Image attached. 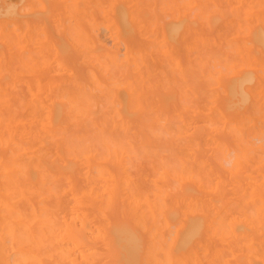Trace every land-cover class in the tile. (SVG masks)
I'll return each instance as SVG.
<instances>
[{
	"label": "bare ground",
	"instance_id": "obj_1",
	"mask_svg": "<svg viewBox=\"0 0 264 264\" xmlns=\"http://www.w3.org/2000/svg\"><path fill=\"white\" fill-rule=\"evenodd\" d=\"M137 1L79 0V29L74 43L75 49L79 51V67L76 63V69H72L77 71L76 77H73L75 80L66 86L62 85L65 87L61 86L58 92H55L56 86L52 84L44 85V88L39 83L27 86L32 99L26 104L13 91V96L17 95L24 103L16 104L19 102L17 97H11L15 107L19 105V108L16 107L19 109L16 115L12 111L13 107L9 106L11 110H7L0 106V149L13 151L10 155L0 153V178L6 179L0 189V264H264V173L254 178L250 175L252 179H249L247 155L249 149L255 148L257 141L261 142L259 149L264 151V129L257 127L256 122L262 123L261 117L244 118L246 112H237L238 106L248 101L249 89L245 93L242 91V85L248 80L244 77L229 85L223 97L213 92L214 96L211 94L207 97L208 92H204L207 108H204L203 114L199 110V113L191 112L183 106V112L172 114L183 103L180 92L184 87H180L181 81L185 85L195 82L193 75H190L194 68L195 73H203L199 78L207 88L213 83L208 82L209 59L189 44L188 35L193 31L189 23L184 28L180 20L167 25L161 22V32L156 34L159 36L149 34L151 24L144 23L149 21L143 18L146 17L143 14L145 9L139 10L143 2L138 1V8ZM155 4L154 7L161 3ZM39 11L38 14H41ZM35 12L24 16L34 15ZM153 13L155 19L161 17L158 11L153 10ZM38 17L41 20V16ZM197 17L202 19L201 14ZM30 19L33 21L34 18ZM46 19L50 21V18ZM99 24L108 30L113 51H109L110 48L107 50L105 46L106 49L104 47L95 52V43L100 40L94 36L93 31L95 26L99 28ZM45 26L46 33L49 27L47 24ZM192 34L196 33L190 36H194ZM61 41L68 44L69 40L63 37ZM75 49L74 52H78ZM192 52H196L194 57ZM259 53L263 52L257 51V55H251L257 58ZM153 54L163 57L161 59L166 64L168 77L173 74L168 72L169 68L178 74L179 85H175L179 81L173 77L172 81L162 85L163 93L161 88H157L158 93L154 91L156 86H152L151 90V78H156L152 76L154 67L151 64L155 63L158 68L163 66L158 62L159 67L156 60L152 61V57H157ZM49 55L53 57L54 54L52 52ZM49 55L48 60L51 57ZM57 57L61 60V56ZM64 58V63L68 61L67 65L70 66L73 60L70 63L71 59L69 61V58ZM222 60L226 61L221 57L219 62ZM219 62L213 64V74L219 75L218 80L222 74ZM158 70L160 72L161 69ZM40 71L35 70L33 74H40ZM45 72H41L43 76L37 74L39 81L46 80L45 74L49 76ZM4 76H1L0 82ZM63 76L64 73L61 79ZM232 79L235 81V78ZM195 84L199 86L197 81ZM176 87L182 90L178 91ZM191 87L199 93V89ZM6 89L9 95L10 89ZM212 89L217 91V87ZM186 92L182 93L190 99L194 98L189 95L191 92ZM8 98L10 102V95ZM170 98L181 100L180 103L176 100L178 108L176 106L171 109ZM185 101L184 107L187 104L193 107L190 106L191 102L189 104ZM167 107H170L172 113ZM23 110L21 114L19 111ZM191 114L203 115V119L194 121ZM191 119L203 125L196 127ZM220 128L228 131L234 145V162L228 170V167L223 166L224 161L221 162L229 151L226 144L215 139L216 136L211 137L212 134L222 132ZM167 135L172 136V140L177 143L174 144L175 148L171 143L174 141L166 140ZM201 151L212 153L215 165L226 173L225 180L224 175H220L223 171L220 176H214L210 170L208 176L214 178L207 181L204 173L209 169L199 171L202 169H199V165L202 164L197 157L201 161L206 159L205 156L201 159ZM147 160L154 167V176L150 168L147 169ZM145 164L147 168L143 166ZM138 166L144 168L140 169L144 173L138 175L146 172L153 178L136 175L139 171L135 174L133 169L137 167L135 170H139ZM259 166L264 167V164L260 162ZM213 167L216 166H211L215 171ZM146 183L150 184L149 187L148 184L145 186ZM21 184H25L24 187L27 185L25 193ZM240 239H244L243 242H238ZM9 253L14 255L15 263L11 261Z\"/></svg>",
	"mask_w": 264,
	"mask_h": 264
},
{
	"label": "rangeland",
	"instance_id": "obj_2",
	"mask_svg": "<svg viewBox=\"0 0 264 264\" xmlns=\"http://www.w3.org/2000/svg\"><path fill=\"white\" fill-rule=\"evenodd\" d=\"M138 1H140L141 3L143 2V3L140 4V3H138ZM138 1H137V6L139 8V4H140V7H141L139 10H141V9L144 10L145 9L144 13L142 12L143 10L141 11V13L146 15V17H143V18H145V19H147L149 21V22L146 23L143 20L144 23L145 24H151L149 28H152V29L154 28L153 29L154 32L152 31V29L148 30L149 34L152 33L153 37H155L156 34H160L158 32H161L159 27L162 25V23H164V25H167V23H172L173 21L175 22L176 20H180L179 23H183L184 24L183 25L184 28H186L188 26L187 25L188 23L193 26V31L191 33L194 32V33H196L198 35L192 34L194 36H190L191 35V33H190V35H188L189 36V41H190L189 44L191 45V47L193 49L200 50V52H202V54H204V55L206 54V56H208V59H209V63H208L209 67H208V69L210 70V72H208V76L210 78L208 80V82L212 81L213 83L211 82L212 84L211 83H207V84L208 85H210V84L212 85V86L211 85L209 86L211 89L214 88V87H217V91H214L213 89H212L213 90L212 91V90H210L209 87L207 88L206 84L205 85H204V83L202 84V82L200 81L201 78H199V77H201V75L203 73H201V71H199V72L197 71V73H195L196 72V68H194V70H193L194 72L191 71L193 73L190 72V75L192 74L193 77H194V78L192 77V79L193 80L195 79V82H193V84H195L196 81H197V85H199V86L196 87V84L195 85H193V84L185 85L181 81L182 84L180 85V87L181 86L184 87V88H182L183 90L180 87L179 88L176 87L175 89H178V91L182 90L183 93H187L186 92L187 90H188V92H191L193 87L189 88V86H194V88L196 87V89H199L201 92L199 91V93H197L196 92L197 90L196 91L192 90L193 93L191 92L189 94L192 97H194L193 99L188 98V96H186V94H183L182 92H180L181 93V99L183 98V103L188 98L189 102L188 101H185V102H187L189 104L191 102L190 106H193L194 108H198V109L194 110L193 107H188L189 106L188 104L184 107L185 104L183 105L181 100L178 99V98H177L178 102L180 101L182 105H178V102L176 101L177 99H174V98H172V99L170 98V102H171L172 106L170 104L169 105L172 107L171 109H173V108L175 109L177 105L180 107V109L179 110L177 109L178 111L177 110H175V111L173 110L174 113L171 112L172 110H169L170 107L169 108L167 107V109L172 114H176V113L179 114L180 111H182L181 107L183 106L182 108H188V110L189 111L191 110V112H194V111L198 112V110H199V112H201L203 114V113H205V109L207 108V100H205L206 95H204L205 93L207 94V92H208V94H207L208 96L207 97L211 96V94H212V96H214V95L220 96L221 95L223 97L225 95L226 89H227V87L229 85H231L232 83H235L237 81L239 82L240 81L239 79H242V78L245 77L248 80V82H245L242 85L243 86V90L242 91L243 92L244 91L247 92V89H249V91H250L249 92V96H248L249 98H248V101L246 103L241 104V106L240 105L238 106L239 108H237V109L239 111L237 110V112H238V114H241V113L243 114L244 112H246V114L244 115V118L245 117H249V118L253 119V117L254 118H258V117L260 118L261 117L262 119L261 118L260 119H261L262 123H260V122H256V123H257V127L261 126L260 128L264 129V103L262 105H260L262 102H264V94H263L264 93V91H263V89H264V83H263L264 82V76H263L264 75V58H263L264 57L263 56V53H264V37H263L264 36V0H154V1L153 0H147V1L146 0H144V1L143 0H138ZM150 1H151V3H153L152 4L153 6L150 5L151 3L149 4ZM155 1H157V3ZM158 2L161 3V4L159 5ZM76 3H77V6H76ZM144 3H146L147 6L150 5L149 9H148L147 6L146 7L144 6ZM166 3H168V4H166ZM170 3H171V7H170ZM154 4H155V6L157 4L159 6L154 7ZM47 5L50 6V7L48 8ZM128 5H130V4H128ZM142 5H143V7H142ZM184 5H187V7L184 8ZM44 7H46L45 8L46 10L44 9ZM153 7L156 8V9H154ZM172 7H174V8H172ZM165 8H166V11H165ZM173 9L174 10L177 9L179 12L177 10H175V12H172V11H174ZM39 10L41 11L42 15L40 13L38 14L37 11H39ZM44 10L46 12H44ZM153 10L154 11H158L159 12L158 15H161L162 20H161L160 16L158 17V18H160V20H158V18L156 17V19L160 23L162 22L161 24L157 22V20L155 19V15H153V17H152ZM161 10H163V11H161ZM33 11H36L35 14L33 13L35 15V17H36L37 14H38L37 17L41 16V20H40L39 17H38V19H37V17L35 18L34 15H26V17L24 16L25 14H29V13H31ZM43 12H44V14H43ZM49 12H51V13L49 14ZM79 13H80L79 0H53V1L52 0H22V1L21 0H0V25H1L0 26V37H2V38H0V45H1L0 46V79H1V76H4V74H7L6 76L2 77L3 79L0 82V106H1V108L4 109V107H5V109L11 110V107H13L12 111L16 112L15 113V115H16L18 110H19L18 109L19 105H22V104L24 105L25 102L30 101L32 99V97L30 96V92H28L27 86H30V85L33 86V85H36L37 83H39V84H42V88H44L43 87L44 85L52 84V85L56 86L55 92H58L62 87H65L66 84L71 83V82H73L75 80L74 79L76 77L75 73L77 71L76 72L74 71L76 69L74 67L75 66L74 64L77 63V67H79V62H78L79 61V56H78L79 55V51L77 49H75L76 48V44H74L75 41L77 40L78 29H79ZM155 13H157V12H155ZM155 13H153V14H155ZM199 14L202 15V19H198L197 16ZM214 14H216L217 17L214 16ZM49 15H51V17H49ZM149 16L153 20L151 18H149ZM164 16H166L165 17L166 20H165ZM30 17L31 18L33 17L36 22H34V19H33V21H31L32 19H30ZM44 17L45 18H50V21H49V19H46V20H48V21H46ZM42 18H43V20H42ZM182 18H187V19L183 20ZM222 18H223V20H222ZM43 21L45 22V25L47 24V26L49 27L48 31H47L48 33L47 32L45 33L47 28L43 24L44 23ZM208 21H211V22L208 23ZM195 22H196V24H194ZM144 23H143V26H144ZM210 23H212V25ZM155 25H157V26L155 27ZM50 26H52V28H54V30ZM194 26H195V29H194ZM254 26H255V28H254ZM65 27H66V29H65ZM146 27H147V25H146ZM45 28H46V30H45ZM158 28H159V31H156V29H158ZM51 30H53V31H51ZM94 30H95V31H93L94 36L95 37L98 36V40H100V42H101L100 43L99 41H96V43H95L96 45L94 46V49L97 48L96 49L97 51H95V52H99L105 46L107 47V50H108V48H110L109 51H113L114 50V46H113V48L111 47V45H113L112 44L113 42L111 43L112 39L110 38V34H109L108 30L106 28H104L101 24H99V28H98V25L95 26ZM155 31H156V33H155ZM11 32L13 34H11ZM53 33H55V34H53ZM59 33H60V36H58ZM45 34H51L52 36L51 35H45ZM10 35H11V40L9 39ZM46 36L48 37V39H46L47 38ZM50 36L51 37L55 36V39L57 38V40L60 38L59 41L61 42V44H60L59 41H57L55 39H52L53 41L55 40L54 41L55 43L57 41V44L59 42V45H57L55 43L53 45ZM157 36H159V35H157ZM6 37H8V38H6ZM63 37H64V40L65 39H66V41L69 40L67 43L70 44L69 45L70 49H68L69 48L67 46L68 44H66L65 41H61V38L63 39ZM254 37H256V38H254ZM251 38L253 40H251ZM261 39H262V41H261ZM46 40H48V41H46ZM141 41L143 42V40H141ZM247 41H252V42H248L247 43ZM25 42H26L27 45L25 44ZM222 42H223V44H221ZM39 44H40V46H39ZM62 44H64V45H62ZM98 45L102 46V47H98ZM241 45H243L244 47L241 46ZM252 45L254 46V48L252 47ZM203 46H205V47H203ZM106 47H105V49H106ZM199 47H200V49H199ZM240 47H241V49H240ZM245 47H247V48H245ZM15 49L18 50V51H15ZM62 49H64V50H62ZM74 49L76 51H78V52L75 53ZM250 49L253 50V51H251ZM250 51L252 53H250ZM257 51L263 52V53H259L258 54V57H257L258 59L255 56H252V55H257ZM45 52H46V54H45ZM52 52L54 54L53 55L54 58L51 55H49ZM62 52H64V53H62ZM193 52H192V56L194 57L196 52L195 53H193ZM224 52H225V54H224ZM229 52H230V54H229ZM57 53H59V54H57ZM152 53H155V51L152 50ZM226 53H228V55L230 56L231 61H230V58L228 59L229 56H227V58H226ZM66 54H68L69 56H66ZM75 54H77V56ZM213 54H214V56H213ZM47 55L51 56L49 60H48ZM58 55H59V57L61 56V60H59L60 58L58 59V57L55 58V56H58ZM120 55H122V54L120 53ZM153 55H156L158 58L155 57V59H154L152 57V61L154 62L156 60L155 62H157V65L159 64L158 62H160V64L163 65L164 67L161 66V68H158V66H155L156 65L155 63L154 64L152 63L153 65L151 64V67L152 68L154 67L152 69L153 70L152 76H155L156 78H155V80L152 79L153 77L151 78L152 82H150V84H151L150 87L152 88V86H154V87L156 86L154 88V91H156L157 93H158V89L157 88H161L160 91H161V93H163L162 85H165L164 83L170 82V80L173 77L174 78L175 77L178 78V79L175 78L176 81H179L180 78L178 77V74H176V73H174V71L170 70L169 67H168L169 68L168 72L170 74L173 73L176 76H173V74H172V76L169 75L170 77H168V74H166L167 73V67L165 68L166 64L162 60L163 57L160 56V55L158 56L157 54H153ZM217 55L218 56L220 55L222 57V59H225L226 61L222 60V62H219V60L221 61V57L219 56L220 58L219 57L216 58ZM212 56L214 58L210 59V57H212ZM64 57L69 58V61L71 59L70 63L73 60L72 64H69L70 66L72 65L71 67L67 65L68 61H67V64L64 63V61H65ZM238 57H239V60H238ZM63 58H64V60H62ZM74 59H75V61H74ZM227 59H228V61H227ZM241 59H243V60H241ZM240 60H241V63H240ZM215 62H219L220 65H221L222 74H221V79H219V80H218L219 75L213 74L214 73L213 64ZM223 62H225V63H223ZM195 63H193L194 66L196 65ZM221 63H223V64H221ZM11 64H13L12 67H10ZM56 64H58V65H56ZM160 64H159V67H160ZM237 64H239V65H237ZM14 68H15V70H14ZM45 68L47 69L46 72H45V70H46ZM48 68L50 69L49 72H48ZM59 68L60 69L62 68V70L64 72L62 70L60 71ZM72 69H74L73 70L74 73H72L73 72ZM158 69H161L162 71L160 70V72H159ZM164 69H165V72H164ZM35 70L38 71V72L40 70H42V71H40V74H41V72L43 74H44V72L47 73V74L49 73V76L51 78L49 76L48 77L50 78V80L48 79L47 75L45 74V79L46 80L45 81L43 80V82L41 80L39 81L38 80L39 78H37L38 77L37 76L38 72H36L37 74H33L35 72ZM154 70L156 71L157 74H155ZM57 71H59V72H57ZM63 73H64L65 77L63 76V78L61 79L60 76ZM198 73H199V75H197ZM40 74H38V75H40ZM43 74H41V76H43ZM159 74H162V75L160 76ZM164 75H165V78H162L163 79L162 80L161 77L164 76ZM8 76L11 79H9ZM16 76H19L20 80H18L19 77H16ZM30 76H31V78H30ZM157 76H158V78H157ZM68 77H70V78H68ZM159 78H160L161 81L159 80ZM212 78H213V80H212ZM232 78H235V81ZM258 78H260V79H258ZM157 79H158V82L160 83L161 86L159 85L158 82H156ZM214 81L217 82V85L215 84ZM157 83H158V86H157ZM176 83L177 84H175V85H179L180 81L176 82ZM227 83H229V84H227ZM15 84H16V86H15ZM23 84H24V86H23ZM183 84L185 86H187V87L183 86ZM226 84H227V86H226ZM62 85H65V86H62ZM6 88L10 89L9 95H10V102L11 103L8 101L9 100V98H8L9 95H8L7 92H9V90H7ZM206 88H207L208 91L206 90ZM57 89H59V90H57ZM151 90H153V88ZM13 91H15V94L20 96V99H22L24 103L20 99H18L17 95L14 94V96H13ZM212 92L214 93V95H213ZM177 93H179V92H177ZM218 94H220V95H218ZM254 95L256 96L255 98H254ZM182 96H184V97H182ZM191 96H189V97H191ZM11 97L12 98H16L17 97L16 100H18L19 102L18 103L15 102V103L19 104V105L16 106L18 108L15 107V104H14L13 100L11 99ZM185 97H187V98H185ZM251 100H253V101H251ZM217 101H218V103L220 105L222 104V103H220V98H218ZM224 102L227 103V100L225 99ZM8 103H10V105ZM173 103L174 104L177 103V105L176 104L174 105ZM198 103L200 105H198ZM250 103H252V104L249 106ZM253 105H255V106H253ZM9 106H11L10 109H9ZM178 106H177V108H178ZM248 107H249V109H248ZM250 108H251V110H250ZM254 108H257V109L254 110ZM260 108H262V109H260ZM168 110H167V112H169ZM201 110H203L204 112L201 111ZM19 112H21V114H22L24 112V110L23 111H19ZM253 113L256 116L257 115L258 116L257 117L253 116L254 115ZM18 115H20V113ZM191 116H192L191 118L194 119V121H195V119H197V122H198V119H201V120L203 119V115H201V116L198 115L199 116L198 117L197 115L193 116L191 114ZM192 119H191V122H192ZM194 121L192 123L196 127H199V126L203 125V123H199L198 124V123H195ZM220 129L222 130V132H225L228 137L226 136L225 133H222L220 131H219V133L217 132L215 134H212L213 136L208 135L207 137L211 136V137L214 138L216 136L215 139L221 140L222 142H224L226 144L227 149L229 151L226 153L227 155H225V157H223L224 159H222V160L220 159V160H221V162L224 161L223 162L224 163L223 166L225 165L224 166L225 168L228 167L227 168V170H228V169H230V167H232V165H233L232 163L234 162V156H235L234 145L231 142L229 134L227 133L228 131L226 132V130L223 131L222 128H220ZM167 137H168L166 139L167 141L173 139L172 136H168L167 135ZM229 139H230V141H229ZM211 140H213V139H211ZM211 140H209V141L211 142ZM172 141H174V140H172ZM184 142H185V140H184ZM184 142H182L183 145H186L185 143L187 141L185 143ZM200 142H201L200 144H202V141H200ZM171 143H173V145H172L173 147H174V144H177L175 141L171 142ZM260 144H261V142H259V141L255 142V148L249 149L247 151V155L249 157L248 170H250V172H249L250 174L248 173V176L251 177L249 179H252V176L254 178V176L257 177V176H260L261 174L264 173V172H262V169L264 170V167L259 166L260 162H261L262 165L264 164V151H261V149H259ZM1 151H2V149H0V153H2V154H6V155L13 154L12 150H6V151H2V152ZM256 152H257V156L255 155ZM210 153L211 152H204V151H201L199 153L200 156H201V159H203L204 156L206 157V159L204 158L202 161L200 160V157L199 158L197 157V160L199 161V163L202 164V165H199V169L202 168L199 171L201 172V171L204 170V172H205L207 169H209V170H207L204 173L205 177L207 178V181H209L208 180L209 178L212 179V177L214 178V176H220V175L222 177L224 175L223 180H225L224 179L225 178V174H226L225 171L221 170L220 167L215 165L214 160L212 158V153L211 154ZM209 155H211V157H209ZM217 156L219 157V154ZM254 158H255V160H253ZM211 159L213 160L212 163H210ZM256 159H257V161H256ZM173 160H174V157H173ZM204 160H205V162H204ZM249 162H252V163H249ZM142 163H143V161H142ZM143 166L145 168H147V166H148L147 169L149 170V168H150L149 171L151 173L153 172V174H151V175L154 176L155 172L153 170L154 167H153L151 161H148L147 166H146V164L143 165ZM205 166H207V168H205ZM211 166H216L217 170H216L215 167H213L215 169V171L212 170ZM138 167H139V170H135L137 167L135 169H133L134 171H136L135 174L137 173V171H139L136 175L141 173L140 169H142V170L144 169V168H141L142 166H138ZM210 170L212 171V174L210 173ZM218 170H219V173H218ZM149 171H147V172H149ZM221 171H223L222 174H220ZM208 172H209V176H210V174L214 175V176L209 177L208 176ZM143 173H141V174H143ZM255 173H256V175H255ZM141 174L138 175V176H141V177L147 179V176H149L150 173L148 175H147L146 172H145L144 175H141ZM250 175H252V176H250ZM150 176H149L148 179H152L153 178L152 176L151 177ZM202 177H204L203 174H202ZM206 178L204 180H206ZM5 180L6 179H4L3 177L0 178V189L1 190L3 188V183H4ZM59 184L62 185V183H59ZM147 184L148 183H146L145 186H147ZM22 185H23L24 189H22ZM24 185L25 184H21L20 186H21L22 191L24 190V193H25L26 192L25 189L27 188L26 187L27 185L25 186L26 188L24 187ZM149 185L150 184H148V187H149ZM12 187H14V185ZM17 187H16V189L18 190L19 187L18 188ZM14 190H15V188H14ZM18 191L15 190L16 193ZM21 204H20V206H22ZM23 206H24V204H23ZM243 240L244 239H240L239 241L238 240L237 241L238 242H243ZM262 240L264 242V239H262ZM9 255H10V258L12 259L11 261H13V263H15L16 259H15L14 255L12 253H9Z\"/></svg>",
	"mask_w": 264,
	"mask_h": 264
}]
</instances>
